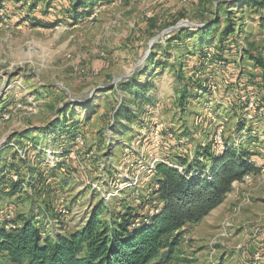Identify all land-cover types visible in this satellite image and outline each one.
<instances>
[{
	"label": "rangeland",
	"instance_id": "rangeland-1",
	"mask_svg": "<svg viewBox=\"0 0 264 264\" xmlns=\"http://www.w3.org/2000/svg\"><path fill=\"white\" fill-rule=\"evenodd\" d=\"M21 1H28L22 9L23 16L40 24L30 25L13 14L0 16V110L5 108L0 115V168L9 164L6 178L11 167L16 166L10 159L15 157L13 152L20 167L34 168L26 160L29 152H34L25 147L26 142L31 145V139L13 138L15 134L22 130L32 134L36 130L47 131L52 122L53 126L62 123L66 104L67 114L73 108L77 112L74 120L79 121L72 147H77L76 157L65 158L66 172L56 170L48 181L68 207L63 222L59 223L61 217L58 221L50 210L45 211L44 204L50 200L48 193L41 198L31 194L33 209L41 214L39 222L48 232L72 230L99 203L110 211L117 208L121 192L116 182L123 180L128 171L131 177L137 176L138 188L145 187L154 156L186 160L194 170L203 168L204 156L210 154L219 126H223L222 135L227 142L252 153L249 161L258 173L264 167V90L252 88L241 99L238 94L240 75L252 72L250 56L264 57V7L257 9L248 0L239 4L234 0L102 1L87 18L70 24L59 11L45 12V0ZM62 3L61 10L66 0ZM32 4L34 9H28ZM227 12L233 22L228 44L247 52L249 58L243 64L236 60L237 64L230 68L222 66L220 60L196 65L194 52L200 45L195 44L204 37L201 26L218 15L209 47L215 48ZM52 21L54 26H46ZM185 27L194 28L196 35L190 39L182 37L177 45H167L169 36ZM150 56H163L161 61L166 65L153 76V94L159 100L157 110L143 119L148 120L145 127L135 125L132 133L122 136L111 153L105 144L108 136H114L108 128L112 110L120 98L129 102L122 85L131 75L154 69L147 64ZM171 63L173 66H168ZM188 68L190 72H203L205 78L200 82L216 88L204 94L193 91L181 100L180 108L173 99V90H181L185 78L173 84L167 77L178 71L187 72ZM228 72L238 76L226 84L222 82V86L221 77H231ZM252 97L254 104L249 107ZM3 114H8V118H2ZM160 122L164 130L155 136L156 124ZM137 134L141 137L136 141ZM78 136L84 141L79 147ZM46 151L49 154L45 152L42 164L46 161L54 166L55 158H50V150ZM128 154L130 158L137 157L133 167L129 166L132 158ZM108 169L112 172L108 173ZM117 172V180L111 184ZM258 173H251L250 181H238L234 191L226 195L224 205L206 223L187 227L170 264H264V182ZM25 191L12 198L0 195V216L4 217L8 204L14 207L13 216L27 212L31 200H26V196H30L27 193L31 189ZM0 264L14 263L0 255Z\"/></svg>",
	"mask_w": 264,
	"mask_h": 264
},
{
	"label": "trees",
	"instance_id": "trees-1",
	"mask_svg": "<svg viewBox=\"0 0 264 264\" xmlns=\"http://www.w3.org/2000/svg\"><path fill=\"white\" fill-rule=\"evenodd\" d=\"M63 1L45 0V12L47 9L59 11L70 21V24H76L87 18L96 6L104 3L102 1L112 3L115 0H66V5L61 10ZM243 1L245 0H234L238 4ZM248 1L255 3L257 9L264 7V0ZM27 2L0 0V16L10 17L9 14H13L14 17H20V21H27L30 25L40 24L36 20H31L29 16H23L22 9ZM28 9H34L33 4ZM218 19V15H215L201 26L200 31L204 33V37L198 38V44H195L200 45L195 48L197 53L194 52L196 65L202 66L205 63L210 64L220 60L224 67L235 66L237 61L234 56H237V53L242 54L240 64L244 54L247 55V52L242 49L235 48L234 44H228L233 22L228 18L227 12L226 24L220 31L217 46L213 47L215 54L207 58L206 52L216 31L212 28L218 24ZM261 19L264 21V16ZM55 24L52 21L46 26L52 27ZM193 29L185 27L174 32L167 39V45H177L183 39L182 37L193 38L196 35ZM205 41L208 44H205L207 43ZM162 58L163 56L158 59L150 56L147 64L154 69L148 72H137L123 83L122 89L128 95L126 97L129 98V102L127 99L120 98L121 101L112 110L108 128L114 136L107 137L105 144L107 151L112 153V150L119 146L121 137L133 132V126L138 125L142 129L148 123V120H143V117L149 114L157 103V98L153 94L155 93L153 76L160 73L166 66L161 61ZM250 59H253L252 72H248L238 86L240 99L247 96L253 90L252 88L264 90V58L261 54H257L250 56ZM168 66H173V63ZM157 68L158 72H156ZM188 69L187 72H175L173 76L176 83L184 81V78L186 82L182 89L177 91L179 107L183 104L181 100L186 96L188 98L193 91L197 92L200 89L203 94L210 93L209 86L200 82L205 78V74L203 75L199 68L196 69L198 70L196 73ZM66 108L61 118L62 123L58 122L53 126L55 122H52L51 128L49 127L47 131L43 129L41 135L43 140L40 137L28 138L32 141H30L31 150L36 154L37 167L26 169L25 180L16 166L11 167L10 170L17 172L20 176L17 181L6 178L5 171L9 169V164H2L0 168V184H2L0 195L12 198L17 193H25V189L29 188L31 192L30 196H26V200H31V194L41 198L48 193L50 200L44 204L45 211L50 210L58 221L61 217L59 223L63 222L62 217L65 215L54 211L59 195L49 187L48 181L55 175L56 170L60 171L64 166L65 158L75 144L74 136L79 126V121L74 120L76 117L74 113L77 115V112L72 108V111L69 109L70 113L67 114ZM4 109L0 110V115ZM88 118L89 115L86 116V120ZM140 137L139 135L136 141ZM224 142L225 147L220 152H214L210 148V154L204 156L206 164L199 170H194L188 164L190 162L186 160L176 158L158 160L153 167H148L147 171L150 172L151 177L142 189L137 184L138 180L137 183H132V177L128 171L126 172L128 175L125 174L121 182H116V175L120 172L112 174L111 184L116 182L121 192L118 196L119 206L112 208L111 211L103 208L102 203L93 206L88 211L86 220L81 222L77 229L48 232L40 224L41 214L35 213L33 209L35 203L31 200L28 211L23 215L17 214L9 220L0 216V255L7 257L14 264H170L187 227L198 224L218 207L232 190L234 182L240 181L248 173H258V168L249 161L251 152L238 150L239 146L233 142L230 144L226 138ZM47 146L53 148L50 153L56 161L54 166L47 164L46 161L43 164L41 162L44 160V151ZM128 158H130L129 154ZM131 158L134 162L137 157L134 155ZM7 206L9 207V204ZM6 207L5 209L8 208ZM65 208L68 209L67 206Z\"/></svg>",
	"mask_w": 264,
	"mask_h": 264
},
{
	"label": "built area",
	"instance_id": "built-area-1",
	"mask_svg": "<svg viewBox=\"0 0 264 264\" xmlns=\"http://www.w3.org/2000/svg\"><path fill=\"white\" fill-rule=\"evenodd\" d=\"M152 15V14H151ZM91 17H93V15H91ZM215 54V50L214 48H208L207 52H206V55H207V58H211L212 56H214ZM220 64L222 66H224V64L219 61ZM209 86V88L211 90H215V86L213 84H207ZM198 92H200L201 90L198 89L197 90ZM254 99L255 97H252L250 98V101L248 102V106L251 107L253 104H254ZM2 118L4 119H7L8 118V114H3ZM164 130V124L163 123H157L156 124V128H155V131H154V134L155 136H159ZM222 132H223V126H219L215 132V135L213 136V140H212V150L214 152H220L224 149L225 147V142H224V138H223V135H222ZM84 143L83 139L81 136H78L76 138V144L77 146H81L82 144ZM25 147L28 149L29 147H31V145H29L28 142H26L25 144ZM76 150H77V147L76 148H72L68 155H67V159H74L76 157L75 153H76ZM158 160H160L158 157L154 156L152 159H151V163L149 164V167H153V164H155ZM135 164V162L131 161V163H129V166L130 167H133ZM64 168L63 169H60L62 172H66L65 170V166H63ZM259 177H260V180L262 182H264V167H262L260 170H259ZM252 174L251 173H248L246 174L242 180L243 181H250L252 179ZM20 178V176L17 174V172H14V171H11L9 174H8V179L11 180V181H17L18 179ZM138 180L137 176H132V183H136V181ZM14 207L13 206H9L7 209L4 210V217L6 219H10L13 217L14 215ZM54 211L58 214H64L66 215L67 214V210L65 208V199L63 196H59L56 200V203H55V209ZM10 226V224L8 225ZM7 226V227H8ZM11 227H15V225H11ZM256 258H259V256H256Z\"/></svg>",
	"mask_w": 264,
	"mask_h": 264
},
{
	"label": "crops",
	"instance_id": "crops-1",
	"mask_svg": "<svg viewBox=\"0 0 264 264\" xmlns=\"http://www.w3.org/2000/svg\"><path fill=\"white\" fill-rule=\"evenodd\" d=\"M263 55V54H262ZM236 56V55H235ZM241 56H242V54H241V52H239V53H237V57H234L235 58V60H240L241 59ZM264 58V57H263ZM246 59H247V55H245L244 54V56H243V59H242V64L243 63H245V61H246ZM237 64V63H236ZM228 73H230V76L231 77H229L228 75L226 76V75H224V76H222L221 77V80H220V82H221V84H222V82L223 83H228V81H231V79L233 78V76H238L237 74H233V72H228ZM166 74H167V72H166ZM169 75V74H168ZM248 75V73L247 72H243L241 75H240V79H239V82H238V86H239V84H241V82L243 81V78L244 77H246ZM168 78V80H170L173 84H176V82L174 81V77H173V75H169V77H167ZM223 79V80H222ZM213 80V79H212ZM234 81V80H233ZM222 86H223V84H222ZM236 86V85H235ZM227 87V86H226ZM175 89H177V87H175ZM173 93H174V97H173V99H174V101H175V104L176 105H178V103H177V95H176V93H177V90H173ZM158 103H159V100L157 99V103H156V106H155V108L154 109H152V110H150V112H152L153 110H157V106H158ZM149 112V113H150ZM148 116V114L146 115V116H144L143 117V119L144 118H146ZM42 131H43V129L42 130H36V132H33L34 134H32V131L30 132V130H26L25 132L22 130V132H20V133H18L17 135H15V136H13V138H18V139H28L29 137H40L41 138V140H43V136H41L42 135ZM124 136V135H123ZM20 143V142H19ZM46 150H53V148H51V146H47V148H46ZM44 152H47V151H44ZM48 153V152H47ZM49 154V153H48ZM13 155L15 156V157H13V158H10L11 159V162H13V164L14 165H16V167L17 168H19V171H20V173L22 174V173H24V175H23V178H24V180L27 178V174H26V169L27 168H25V169H23L22 167H20V165H18V159L16 158V155H15V153L13 152ZM29 156H27V159L26 160H28V163H29V165L30 166H36V164H35V152H29V154H28ZM45 155V157L47 156V154H44ZM50 158H52V154H50ZM23 170V171H22ZM239 184V182L238 181H236V182H234L233 184H232V191H234V189H235V186L236 185H238ZM26 190V189H25ZM231 191V192H232ZM27 192V191H26ZM18 194V193H17ZM16 194V195H17ZM27 194H30V192L29 193H27ZM14 197V196H13ZM226 199V198H225ZM226 201V200H225ZM224 201L218 206V207H216L215 209H213L207 216H205L199 223L200 224H204V223H206V221H208V220H206V219H208L209 217H210V215H212L213 213H215L216 211H218V209H220L223 205H224ZM88 212V211H87ZM86 216L87 215H85L84 217H83V219L81 220V222H83L84 220H86ZM81 222H78L79 224L78 225H75L74 227H73V229H77V228H79V226H80V224H81ZM214 227H217V226H214ZM225 228H227V227H224V229ZM208 230H211V229H209L208 228Z\"/></svg>",
	"mask_w": 264,
	"mask_h": 264
}]
</instances>
